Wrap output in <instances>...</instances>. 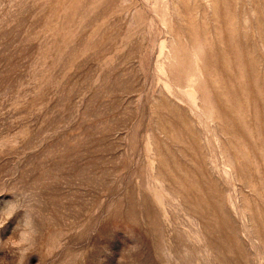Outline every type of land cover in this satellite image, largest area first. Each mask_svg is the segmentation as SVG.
Wrapping results in <instances>:
<instances>
[{
    "label": "rangeland",
    "instance_id": "obj_1",
    "mask_svg": "<svg viewBox=\"0 0 264 264\" xmlns=\"http://www.w3.org/2000/svg\"><path fill=\"white\" fill-rule=\"evenodd\" d=\"M13 203L7 264H264V0H0Z\"/></svg>",
    "mask_w": 264,
    "mask_h": 264
},
{
    "label": "clouds",
    "instance_id": "obj_2",
    "mask_svg": "<svg viewBox=\"0 0 264 264\" xmlns=\"http://www.w3.org/2000/svg\"><path fill=\"white\" fill-rule=\"evenodd\" d=\"M18 210L20 209H17L13 203L9 204L5 211L0 212V228H3ZM17 228L20 230L18 232L15 230L16 235L11 236L6 243L8 247L15 250L17 264H25V259L28 258L31 249L35 245V237L37 235L33 217L28 212H24L22 223H19ZM0 264H7V261L0 258Z\"/></svg>",
    "mask_w": 264,
    "mask_h": 264
}]
</instances>
